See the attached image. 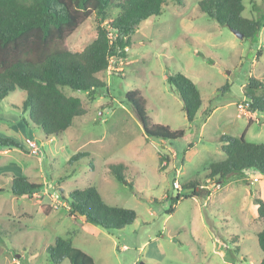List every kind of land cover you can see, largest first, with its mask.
Instances as JSON below:
<instances>
[{
	"label": "rangeland",
	"instance_id": "obj_1",
	"mask_svg": "<svg viewBox=\"0 0 264 264\" xmlns=\"http://www.w3.org/2000/svg\"><path fill=\"white\" fill-rule=\"evenodd\" d=\"M200 1L165 0L162 15L141 22L128 57L113 59L98 74L107 87L95 92V100L62 87L80 97L87 111L57 137L47 138L32 125L23 108L25 91L16 89L0 99V137L24 147L0 148V264H53L47 247L58 236L71 238L97 264H134L137 259L147 264L260 263L257 234L264 219H254L257 204L250 193L264 187V175L248 170L218 189L208 167L225 158L218 141L222 134L245 133L247 141L264 143V113H250L243 94L250 76L264 78V27L256 37L241 39L201 12ZM116 2L103 23L97 13L83 22L67 39V48L81 51L90 44L98 25L107 26L120 14ZM244 5V16L264 25V0H244ZM177 72L191 78L202 94L192 123L166 80ZM136 88L147 98L152 120L184 129L183 138L146 136L126 100L127 91ZM79 152L89 155L71 160ZM119 163L125 167L124 182L109 170ZM17 175L42 186L31 195H16L10 186ZM253 177L260 181L251 183ZM176 180L181 188L196 181L214 190L209 197L180 200L167 214L170 197L182 192ZM89 186L107 204L134 209V223L108 230L82 221L65 198Z\"/></svg>",
	"mask_w": 264,
	"mask_h": 264
},
{
	"label": "trees",
	"instance_id": "obj_2",
	"mask_svg": "<svg viewBox=\"0 0 264 264\" xmlns=\"http://www.w3.org/2000/svg\"><path fill=\"white\" fill-rule=\"evenodd\" d=\"M112 3L113 0H0V99L16 89L25 91L23 108L29 112L32 125L47 138L64 133L87 111L80 97L67 95L62 87L86 92L90 101L95 100V92L107 87L98 74L107 71L113 59L128 57L138 25L152 16L162 15L165 0H117L120 14L109 20L107 26L99 24L97 37L90 44L81 51L67 48V39L93 13H97L100 23L106 21L107 8ZM198 7L220 25L243 33L244 38L256 37L264 27L259 20L244 16V0H201ZM166 80L181 98L187 120L192 123L203 104L200 89L181 72L168 74ZM243 94L249 112L264 113V78L250 76ZM126 100L135 108L147 137L173 141L185 136L182 128L171 129L152 120L147 112V98L140 89L127 91ZM250 122L251 119L249 125ZM218 141L225 158L208 167L215 187L224 186L233 176L248 170L264 175V143L247 141L245 133L222 134ZM0 148L24 147L12 138L0 137ZM87 155L79 152L71 160ZM109 170L118 181H126L122 163L110 164ZM41 186L17 175L12 179L10 191L31 195ZM181 189L176 197H170L167 214L175 211L180 200L209 197L214 190L196 181H188ZM65 199L79 218L108 230H121L137 218L134 209L107 204L95 186L77 188ZM254 202L258 218L264 219V199L255 197ZM257 238L263 253L259 264H264V228ZM238 251L237 248L234 252ZM47 252L53 264L64 260L70 264H97L93 256L62 236L56 237Z\"/></svg>",
	"mask_w": 264,
	"mask_h": 264
},
{
	"label": "crops",
	"instance_id": "obj_3",
	"mask_svg": "<svg viewBox=\"0 0 264 264\" xmlns=\"http://www.w3.org/2000/svg\"><path fill=\"white\" fill-rule=\"evenodd\" d=\"M251 113V112H250ZM260 180H258V181H256V182H259ZM224 186H222V187H220V188H218V189H222ZM264 193V187L262 188V189H256L255 190V193L253 194L252 192L250 193V195H251V197L253 198V202H254V198H255V195L258 197V198H261V199H263V197L261 196V194H263ZM256 209H255V215H254V219L255 218H258V213H257V205H256V207H255ZM82 220V219H81ZM82 221H84V220H82ZM85 222V221H84ZM71 239V238H70ZM89 253V252H88ZM93 256V255H92ZM95 259V258H94ZM139 261V259H137V260H135V262L134 263H136V262H138Z\"/></svg>",
	"mask_w": 264,
	"mask_h": 264
},
{
	"label": "built area",
	"instance_id": "obj_4",
	"mask_svg": "<svg viewBox=\"0 0 264 264\" xmlns=\"http://www.w3.org/2000/svg\"><path fill=\"white\" fill-rule=\"evenodd\" d=\"M33 145H35V144H33ZM177 174H179V171H177ZM258 180H259V178H257V177H253L252 179H250V182L253 183V182H256V181H258ZM174 186H175L177 189H179V190H180V188H181V186H180L178 180H176V181L174 182Z\"/></svg>",
	"mask_w": 264,
	"mask_h": 264
},
{
	"label": "water",
	"instance_id": "obj_5",
	"mask_svg": "<svg viewBox=\"0 0 264 264\" xmlns=\"http://www.w3.org/2000/svg\"><path fill=\"white\" fill-rule=\"evenodd\" d=\"M231 30H232V32H233L237 37H239V38H241V39L244 38L243 33L239 32V31H237V30H234V29H231ZM139 263H140V264H147V263L144 262V261H140Z\"/></svg>",
	"mask_w": 264,
	"mask_h": 264
}]
</instances>
